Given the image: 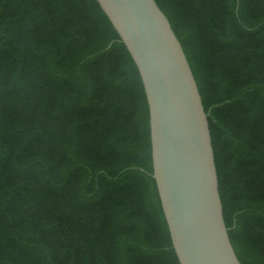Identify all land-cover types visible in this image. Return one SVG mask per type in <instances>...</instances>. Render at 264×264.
<instances>
[{
	"label": "trees",
	"instance_id": "trees-1",
	"mask_svg": "<svg viewBox=\"0 0 264 264\" xmlns=\"http://www.w3.org/2000/svg\"><path fill=\"white\" fill-rule=\"evenodd\" d=\"M207 114L240 264H264V0H154ZM148 107L96 0H0V264H179Z\"/></svg>",
	"mask_w": 264,
	"mask_h": 264
},
{
	"label": "water",
	"instance_id": "water-1",
	"mask_svg": "<svg viewBox=\"0 0 264 264\" xmlns=\"http://www.w3.org/2000/svg\"><path fill=\"white\" fill-rule=\"evenodd\" d=\"M138 71L161 210L179 264H240L222 215L201 97L183 49L154 0H96Z\"/></svg>",
	"mask_w": 264,
	"mask_h": 264
}]
</instances>
